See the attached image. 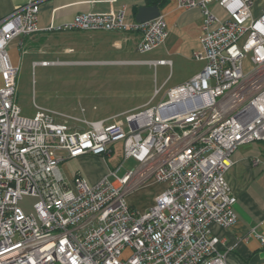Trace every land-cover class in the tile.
<instances>
[{
	"label": "built area",
	"instance_id": "obj_1",
	"mask_svg": "<svg viewBox=\"0 0 264 264\" xmlns=\"http://www.w3.org/2000/svg\"><path fill=\"white\" fill-rule=\"evenodd\" d=\"M211 3L226 20L209 12ZM37 4L0 20V264H227L209 226L235 224L236 199L225 179L232 155L264 144V7L253 17V0H179L181 8L202 11L201 49L192 54L202 71L155 105L107 124L38 107L33 117L22 115L19 69L8 48L40 32ZM47 31L138 32L140 55L168 35L162 17L126 24L124 8L79 14ZM248 56L253 68L244 74ZM118 142L123 161L132 159L136 169L117 178L119 166L94 185L79 172L63 176L62 163L109 157ZM149 185L163 190L139 212L128 197ZM24 197L36 199L29 214L18 206ZM257 238L264 248V236ZM126 250L129 257L121 258Z\"/></svg>",
	"mask_w": 264,
	"mask_h": 264
},
{
	"label": "crops",
	"instance_id": "obj_2",
	"mask_svg": "<svg viewBox=\"0 0 264 264\" xmlns=\"http://www.w3.org/2000/svg\"><path fill=\"white\" fill-rule=\"evenodd\" d=\"M29 1L38 2L37 26L40 32L31 37L15 40L10 44L9 48L11 46L14 47L20 56L26 53H24L22 48L20 49L19 41L22 47L24 46L22 42L31 44V40L35 38L36 44L41 45L49 36L55 35L59 36L61 40H73V46L75 47L72 50L79 53L77 55L107 56L110 52L111 55L132 57L138 54L136 52V44L140 39V33L138 32H54L47 30L51 26H59L69 22L79 14H107L120 8L125 9V23L131 25L135 23L131 13L133 7L153 6L147 3L148 0H0V20L6 18L17 6L24 5ZM156 7L160 13L159 17H162L165 23L168 32L167 38L163 44L151 51H155V54H153L154 58L133 60L131 64L151 66L155 71L158 68L168 67V76L164 78L161 86L157 88L161 89L163 85L172 81L174 68L181 67L183 63L195 61L192 59V54L201 49L202 11L200 8H181L179 0H164ZM263 7L264 0H253V17H258ZM207 9L219 20H226L228 17L226 12L216 3L208 4ZM17 60L12 59L11 63L14 67ZM158 61H165L167 64H153ZM85 62L87 63L85 65L88 66L110 65L108 61ZM150 62L153 63L149 64ZM199 63L202 65L198 71H192L186 78L173 80L172 86L168 90L188 82L192 77L200 73L204 63ZM75 64L80 65L82 63L77 62ZM157 96L154 97L153 93L152 99H156ZM146 103L130 108L120 114L98 117L93 120H83L87 122L104 121L109 124L111 118L133 112L145 106ZM78 127L84 129L83 126L78 125ZM87 156L91 155L78 157L60 165V170L66 180H70L77 172L82 174L91 185L101 180L102 177L97 181H90L82 172L81 162ZM254 159L264 160L263 143L247 144L239 147L234 152L232 155L233 165L227 171L225 179L232 195L236 199L234 205L236 222L229 228H221L216 224L209 226L211 234L220 241L219 251L225 255L227 264H264V248L257 238V236H264V165L253 166L252 161ZM156 187L157 194L149 200L150 205L147 204V201L141 202L131 198L133 194L128 197V204L139 212L146 211L153 204L154 198L163 190L160 185Z\"/></svg>",
	"mask_w": 264,
	"mask_h": 264
},
{
	"label": "rangeland",
	"instance_id": "obj_3",
	"mask_svg": "<svg viewBox=\"0 0 264 264\" xmlns=\"http://www.w3.org/2000/svg\"><path fill=\"white\" fill-rule=\"evenodd\" d=\"M72 41L61 40L59 36L54 35L38 45L34 38L31 44L22 42L24 46L19 45L26 53L21 56L14 47L8 49L10 61L18 59L15 65L19 69L16 103L24 117H33L38 107L67 116L93 120L123 113L146 102V105H155L172 86L173 80L186 78L192 71H198L202 65L192 61L174 68L172 81L163 85L157 98L153 100L155 89L161 86L169 74L168 67L155 71L151 66L131 63L133 60L152 58L155 51L145 55L135 54L132 57L111 55L110 52L107 56H81L72 50L75 47ZM85 61H108L110 65L88 66ZM77 62L82 64H75ZM252 68L248 56L243 61V73L251 72ZM133 112L113 117L109 122L124 121ZM111 152L109 157L87 156L81 162V170L90 181L103 178L119 166L121 167L116 173L117 178L137 168V163L132 159L123 161L121 142L112 145ZM109 180L114 178L109 177ZM156 186L141 187L131 198L141 202L147 201L150 205L149 200L157 194ZM35 202L36 199L24 197L18 206L25 214H29ZM129 255L130 251L126 250L121 258H127Z\"/></svg>",
	"mask_w": 264,
	"mask_h": 264
},
{
	"label": "water",
	"instance_id": "obj_4",
	"mask_svg": "<svg viewBox=\"0 0 264 264\" xmlns=\"http://www.w3.org/2000/svg\"><path fill=\"white\" fill-rule=\"evenodd\" d=\"M131 13L137 24L152 21L160 16L159 10L156 6L133 7Z\"/></svg>",
	"mask_w": 264,
	"mask_h": 264
},
{
	"label": "trees",
	"instance_id": "obj_5",
	"mask_svg": "<svg viewBox=\"0 0 264 264\" xmlns=\"http://www.w3.org/2000/svg\"><path fill=\"white\" fill-rule=\"evenodd\" d=\"M162 1H164V0H148L147 3L149 5L157 6V5H160L162 3Z\"/></svg>",
	"mask_w": 264,
	"mask_h": 264
}]
</instances>
